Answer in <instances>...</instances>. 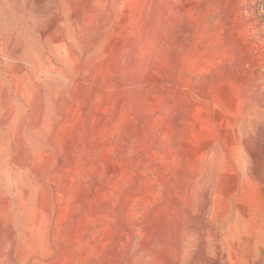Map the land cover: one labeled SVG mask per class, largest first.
<instances>
[{"label": "rangeland", "instance_id": "obj_1", "mask_svg": "<svg viewBox=\"0 0 264 264\" xmlns=\"http://www.w3.org/2000/svg\"><path fill=\"white\" fill-rule=\"evenodd\" d=\"M9 1L0 264H264V0Z\"/></svg>", "mask_w": 264, "mask_h": 264}, {"label": "bare ground", "instance_id": "obj_2", "mask_svg": "<svg viewBox=\"0 0 264 264\" xmlns=\"http://www.w3.org/2000/svg\"><path fill=\"white\" fill-rule=\"evenodd\" d=\"M0 2L3 3L5 8H10L11 6V2L9 0H1ZM14 14L12 12L7 11L5 12V18L8 20L11 16H14Z\"/></svg>", "mask_w": 264, "mask_h": 264}]
</instances>
